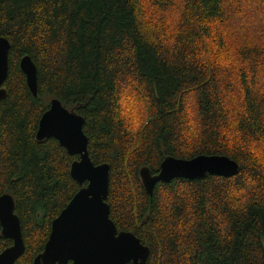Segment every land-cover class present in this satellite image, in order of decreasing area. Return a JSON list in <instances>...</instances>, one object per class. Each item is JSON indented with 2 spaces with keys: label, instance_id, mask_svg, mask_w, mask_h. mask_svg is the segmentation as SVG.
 <instances>
[{
  "label": "trees",
  "instance_id": "trees-1",
  "mask_svg": "<svg viewBox=\"0 0 264 264\" xmlns=\"http://www.w3.org/2000/svg\"><path fill=\"white\" fill-rule=\"evenodd\" d=\"M235 2L0 0V35L12 44L0 196L13 195L21 220L26 249L16 264L44 250L82 187L71 174L80 156L37 138L53 98L85 118L91 159L111 165V218L150 248L147 264H264V43L227 48L218 29ZM245 3L262 12L258 25L264 0ZM24 55L37 65L38 97ZM200 154L227 155L240 171L146 191L142 167L156 174L169 155ZM1 230L0 251L13 244Z\"/></svg>",
  "mask_w": 264,
  "mask_h": 264
},
{
  "label": "water",
  "instance_id": "water-1",
  "mask_svg": "<svg viewBox=\"0 0 264 264\" xmlns=\"http://www.w3.org/2000/svg\"><path fill=\"white\" fill-rule=\"evenodd\" d=\"M12 44L0 35V104L7 96L5 81L9 77ZM20 67L27 83L38 97V68L30 55H24ZM85 118L53 98L39 122L37 138L53 137L70 154L80 158L71 167L72 177L82 186L69 204L53 220L52 230L44 250L32 263L25 264H147L150 248L131 231L119 230L111 218L107 202L110 189L109 163L95 164L89 152V137ZM240 164L227 155L200 154L186 159L167 156L158 173L142 167L140 176L146 191L153 194L159 182L175 178H203L208 174L232 177L239 173ZM85 182H88L84 185ZM16 202L10 193L0 196V225L5 238L13 244L0 251V264H16L24 253L26 243L20 217L15 213Z\"/></svg>",
  "mask_w": 264,
  "mask_h": 264
},
{
  "label": "rangeland",
  "instance_id": "rangeland-1",
  "mask_svg": "<svg viewBox=\"0 0 264 264\" xmlns=\"http://www.w3.org/2000/svg\"><path fill=\"white\" fill-rule=\"evenodd\" d=\"M233 1H236L233 6L234 9L228 12V18L218 29V31L224 34L227 48L229 47V49L233 50L245 44L264 43V39L261 37V31L264 29V15L263 19L257 25L262 12L250 8L245 3V0H240L244 8L239 6L241 4L239 0H232V2ZM249 3L251 2L249 1ZM238 7L243 10L237 11ZM256 18L257 21L255 23L254 21ZM215 50L216 47L214 46V51ZM225 56L226 54L222 55L223 58ZM262 82L263 78L261 77V86L263 85Z\"/></svg>",
  "mask_w": 264,
  "mask_h": 264
},
{
  "label": "flooded vegetation",
  "instance_id": "flooded-vegetation-1",
  "mask_svg": "<svg viewBox=\"0 0 264 264\" xmlns=\"http://www.w3.org/2000/svg\"><path fill=\"white\" fill-rule=\"evenodd\" d=\"M53 223V222H52ZM52 230V229H51Z\"/></svg>",
  "mask_w": 264,
  "mask_h": 264
}]
</instances>
